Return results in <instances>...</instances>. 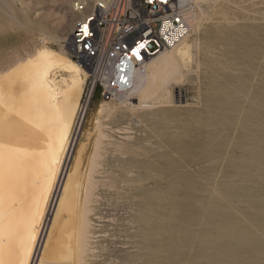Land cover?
I'll return each instance as SVG.
<instances>
[{"label":"rangeland","instance_id":"1","mask_svg":"<svg viewBox=\"0 0 264 264\" xmlns=\"http://www.w3.org/2000/svg\"><path fill=\"white\" fill-rule=\"evenodd\" d=\"M77 1L0 0V64L28 56L42 45L75 61L68 35L79 17L74 11ZM188 3L196 7L198 25L189 37L194 45L191 66L195 70L198 62L200 68L172 86V106L144 109L138 117L130 114L123 100L110 101L112 112L97 115V129L89 126L88 118L104 101L97 98L86 108L77 138L84 141L91 131L87 148L98 147L106 170L95 190L100 209L94 223L96 264H264V125L255 114L264 88V0ZM206 52L217 61L228 54L216 66L221 70L216 77L205 73ZM255 52L262 59L254 58L253 66L249 55ZM232 70L241 72L236 81L245 83L248 101L238 95L233 99L235 110L233 106L218 112L216 86L226 79L222 73ZM247 73L254 79L250 89ZM248 107L255 112H246ZM217 118L224 129L214 141L216 133L208 125ZM216 149L223 156L221 164L213 160ZM202 155L212 159L192 175L189 161L198 162ZM249 162L260 166L246 180ZM215 169L219 172L213 178ZM151 195L156 212L153 236L134 219Z\"/></svg>","mask_w":264,"mask_h":264},{"label":"bare ground","instance_id":"2","mask_svg":"<svg viewBox=\"0 0 264 264\" xmlns=\"http://www.w3.org/2000/svg\"><path fill=\"white\" fill-rule=\"evenodd\" d=\"M178 2L184 5L189 0ZM197 26L195 14L185 40L175 48L157 54L150 60L146 74L137 75L134 100L121 102L131 115L139 117L144 109L172 106V100L169 101L172 86L184 82L186 75L196 73L200 68L198 62L195 70L191 66L194 45L189 41L191 31ZM222 51L226 52V47ZM257 55V52L249 55L253 66L257 64L254 58L262 59V55ZM222 56L223 59L217 61L208 52L204 53L207 76H218L221 70L218 71L216 66L226 60L228 54ZM256 68L259 70V64ZM262 71L261 68L259 72ZM222 74L226 79L216 86L217 92H213L214 108L218 112L231 109L234 97L240 95L248 101L249 96V91L245 92V86L242 87L245 83L241 85L236 81L241 72L232 70ZM245 75L246 88L254 87L253 77L248 73ZM86 79L87 73L67 53L43 45L28 56H17L13 62L0 64V264H96L94 223L100 209L95 190L98 180H105L106 170L101 165L103 155L99 149L97 151L98 147L94 144L91 150L87 148L91 131L84 141L77 138L88 109L81 108ZM230 91L232 94L227 97L225 93ZM261 92L258 111L249 107L244 110L248 113L253 110L264 125V88ZM97 98L101 100L95 95L90 103ZM112 108L105 101L96 107L88 118L89 126H97V115ZM208 126L216 133L214 141L219 140L224 129L221 121L217 118ZM212 154L215 155L213 160L221 164L223 156L218 149ZM200 157L198 162L189 161L192 175L199 174L202 164L212 159L211 156ZM259 166V163L249 162L243 179L251 180ZM217 171L215 169L213 178L218 176ZM204 199L206 201V197ZM145 206L134 219L145 224L153 236L156 231L153 195Z\"/></svg>","mask_w":264,"mask_h":264},{"label":"built area","instance_id":"3","mask_svg":"<svg viewBox=\"0 0 264 264\" xmlns=\"http://www.w3.org/2000/svg\"><path fill=\"white\" fill-rule=\"evenodd\" d=\"M79 14L69 35L75 62L87 73L81 108L97 95L102 101H133L137 75L157 54L189 35L196 14L178 0H78ZM87 24L88 35L82 32Z\"/></svg>","mask_w":264,"mask_h":264},{"label":"snow or ice","instance_id":"4","mask_svg":"<svg viewBox=\"0 0 264 264\" xmlns=\"http://www.w3.org/2000/svg\"><path fill=\"white\" fill-rule=\"evenodd\" d=\"M82 32L84 33V35H88V26L87 24H85L82 28Z\"/></svg>","mask_w":264,"mask_h":264}]
</instances>
